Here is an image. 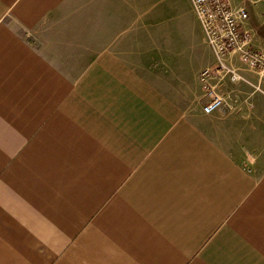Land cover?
Masks as SVG:
<instances>
[{"label": "crops", "instance_id": "crops-1", "mask_svg": "<svg viewBox=\"0 0 264 264\" xmlns=\"http://www.w3.org/2000/svg\"><path fill=\"white\" fill-rule=\"evenodd\" d=\"M189 13L0 0V264H264V112H202Z\"/></svg>", "mask_w": 264, "mask_h": 264}, {"label": "built area", "instance_id": "built-area-1", "mask_svg": "<svg viewBox=\"0 0 264 264\" xmlns=\"http://www.w3.org/2000/svg\"><path fill=\"white\" fill-rule=\"evenodd\" d=\"M197 18L204 42L217 62L212 70L199 75L203 88L204 114L220 109L225 98L217 86L227 78L228 83L241 81L237 69L227 64L232 55L259 76H264V44L255 47L254 35L247 27L248 13L244 7L232 6L230 0H189Z\"/></svg>", "mask_w": 264, "mask_h": 264}, {"label": "rangeland", "instance_id": "rangeland-1", "mask_svg": "<svg viewBox=\"0 0 264 264\" xmlns=\"http://www.w3.org/2000/svg\"><path fill=\"white\" fill-rule=\"evenodd\" d=\"M232 6L234 7H246L247 4L251 3L254 6H257L255 13V22L253 25L258 27V31L256 34V39L254 41V46L259 47L264 44V24H260L261 21L264 20V0H230ZM253 22V21H252ZM175 32L178 36H180V47H189L193 48V46L198 50H202L203 52L210 55L207 48L208 46L205 44L204 39L202 41V33L198 21L194 14L189 13L186 14L185 18H182L181 21H175ZM210 51V49H209ZM211 53L212 62L210 65L204 66L201 68L200 73L209 69L212 70L216 67V60L214 55ZM232 65L237 69L238 73L241 76V81L236 84L228 83L227 78L224 79L223 82L219 83L217 89L220 93L223 94L225 98L224 106L227 110H236L246 112H264V76H259L250 70L247 66L241 63L236 55H232L230 61L227 63ZM198 75V80H199ZM201 84V83H200ZM202 94L203 88L201 85ZM255 98L256 102H251L250 98ZM250 99V100H249ZM223 106V107H224Z\"/></svg>", "mask_w": 264, "mask_h": 264}]
</instances>
